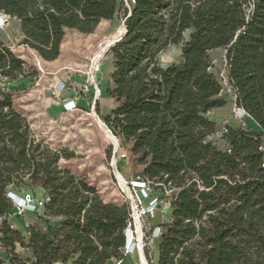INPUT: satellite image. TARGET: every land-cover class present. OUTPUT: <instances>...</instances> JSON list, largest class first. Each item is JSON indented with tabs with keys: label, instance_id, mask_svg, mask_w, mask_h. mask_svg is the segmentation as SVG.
<instances>
[{
	"label": "trees",
	"instance_id": "1",
	"mask_svg": "<svg viewBox=\"0 0 264 264\" xmlns=\"http://www.w3.org/2000/svg\"><path fill=\"white\" fill-rule=\"evenodd\" d=\"M127 2L122 40L131 55L115 82L127 91L129 112L103 121L131 146L140 164L152 160L145 180L186 189L201 202L196 241L181 250L161 243L150 264H264V0ZM85 3L0 0V14L18 21L22 46L55 62L68 31L90 34L99 25L98 19L83 17ZM186 32L184 61L162 67L159 56ZM219 49L225 52L232 104L257 122L261 134L228 126L219 142L210 140L217 124L209 112L228 105L213 66L212 53ZM25 69V61L0 42V84L20 79ZM61 158L35 141L14 107L13 93L0 86V243L10 250V263L123 262L129 207L106 204L113 199L104 194L101 199L85 180L58 168ZM26 176L37 185L36 198H49L39 220L45 225L49 216L64 220L53 236L49 226H31L25 248L32 256L23 258L15 251L22 234L7 221L14 210L8 189L19 194L15 180Z\"/></svg>",
	"mask_w": 264,
	"mask_h": 264
},
{
	"label": "rangeland",
	"instance_id": "2",
	"mask_svg": "<svg viewBox=\"0 0 264 264\" xmlns=\"http://www.w3.org/2000/svg\"><path fill=\"white\" fill-rule=\"evenodd\" d=\"M127 5V0H86L82 8L83 17L98 19L99 25L90 34H82L77 30L67 32L57 62L61 66L55 71L50 70L35 51L21 45L19 23L9 17L0 26V42L9 46L17 57L25 61L26 69L20 79L1 83L0 86L13 93L14 107L30 125L35 141L51 152L62 154L58 164L60 170L85 180L88 186L98 191L101 199L103 194L107 199H113V203L106 204H115L122 208L130 206L135 211L131 230L137 245L136 253L126 258L125 262L141 264L144 256L146 263L150 264L157 260L161 243L181 250L196 241L202 223L199 217L201 202L186 189L170 190L152 183L159 207L150 214H144L143 205L146 204L143 199V205L137 202L134 194L133 200H129L130 195L121 186L132 181H142L152 166L151 159L140 164L139 157L132 155L131 146L124 143L113 126L103 121L104 117L110 116L114 120L129 112L126 107L127 91L119 90L115 82L116 74L123 69L131 55V48L122 40L125 31L123 7ZM188 39L189 32H186L179 44L171 45L159 56L162 67L184 61L182 50ZM114 41L115 44L112 43ZM97 54L101 58L98 69L95 70L92 66L93 58ZM38 59L43 63L45 72L41 70ZM213 59L216 61L214 72L222 79L221 74L226 75V62L222 51L216 53ZM59 78L65 86L61 95L55 92ZM75 81L87 86V89L74 92L70 89V84L73 85ZM222 86L224 91L221 96L227 99L228 105L218 111H210L209 119L218 125L217 130L226 122L228 126H243L248 130L245 122L233 119V91L224 79ZM75 98L79 100V109L67 113L62 108L64 102ZM111 135L117 139V145ZM119 149H123L127 155L124 159L120 157ZM15 183L18 185L15 190L20 196L30 193L40 196L37 185L28 180L27 176L21 181L16 179ZM43 213L42 210L35 214L23 213L14 207L7 218L12 227L22 234L23 241L15 248L19 256H32L25 248L31 226L36 225L41 229L49 226V236H53V232L63 223L64 217L49 216V224L45 225L39 220ZM0 260L4 264H11V252L1 243Z\"/></svg>",
	"mask_w": 264,
	"mask_h": 264
},
{
	"label": "built area",
	"instance_id": "3",
	"mask_svg": "<svg viewBox=\"0 0 264 264\" xmlns=\"http://www.w3.org/2000/svg\"><path fill=\"white\" fill-rule=\"evenodd\" d=\"M9 17L5 14H0V26L1 24L3 25L4 23H6L8 21ZM225 62H226V58H225ZM216 61H213V66H215ZM221 78L224 79L227 83L228 80L226 79V75L225 73L221 74ZM221 79V82H222ZM93 83L95 82L94 79L91 80ZM229 85V84H228ZM87 89V86L80 84L78 82H73L70 84V89L73 90L74 92H78V91H84ZM229 88H231L229 86ZM232 89V88H231ZM65 90V86L63 84L62 81H59V83L57 84L56 88H55V92L57 93V95H61L62 93H64L63 91ZM233 91V90H232ZM63 108L67 113H72L75 112L76 110L79 109L76 101H70V102H64L63 104ZM247 116L246 112L241 109L240 107L234 105V111H233V119L239 122H245V117ZM228 122L225 123V125L222 126L220 131H217L216 133H214L213 135H211L210 140L212 142H219L221 140V138L223 137V135H225L226 133H228ZM119 151H121V158L124 159L127 155H125L124 150L123 149H119ZM264 167V166H263ZM123 188V191L126 189V192L130 195V197L128 196V199L133 200V194L135 195V198L137 199V202L140 205H143L144 203L146 205H143V211L144 214H150L152 212H154L158 207H159V202L158 199L155 197L154 195V189L152 186V183L143 179L142 181H132L130 183H126L121 185ZM8 198L12 203V206L17 208L18 211H22L23 213H38L39 211L43 210L45 207V204L47 202H49V198H36L33 196V194H27L25 196H20L19 194L15 193L14 191L11 190V188L8 189ZM125 192V193H126ZM141 199H143V202H141ZM148 204H147V203ZM129 207V223H128V227L125 231V235H126V246L124 248V256L125 258L128 257H132L134 256V254L136 253V242L134 241V235L132 234V230L131 227L133 225V214H135V211L132 210ZM2 217H0V221H2ZM13 228V227H12ZM14 229V228H13ZM115 264H122V261H114Z\"/></svg>",
	"mask_w": 264,
	"mask_h": 264
},
{
	"label": "crops",
	"instance_id": "4",
	"mask_svg": "<svg viewBox=\"0 0 264 264\" xmlns=\"http://www.w3.org/2000/svg\"><path fill=\"white\" fill-rule=\"evenodd\" d=\"M3 43V42H2ZM5 44V43H4ZM6 45V44H5ZM62 50H63V43H62V47H61V52H62ZM220 51H222V55L224 56L225 55V52L223 51V50H221V49H219V51H215L214 53H212V56H213V58H214V55L216 54V53H219ZM61 56V55H60ZM224 58H225V56H224ZM43 61H45V60H43ZM57 62L58 61H55V62H47V61H45V63L48 65L47 67L50 69V70H53V71H55V70H58V68H59V64H57ZM61 79H62V77H61ZM61 79L59 78V81H61ZM232 92V91H231ZM231 95H232V97H234V94H233V92L231 93ZM226 101H227V99H225ZM70 101H76V103H77V105L78 106H80V104H79V100H78V98H75V99H70V100H67V101H65V103L66 102H70ZM234 101V100H233ZM63 108V107H62ZM213 111H218V110H213ZM211 113V112H210ZM215 113V112H214ZM214 113L212 114V115H214ZM245 123H246V126H247V128H248V130L249 131H251V132H255V133H257V134H261L262 133V130H261V128H260V126L257 124V122L254 120V119H251L248 115L246 116V118H245ZM218 126V125H217ZM221 130V129H220ZM220 130H217V131H220ZM127 259H125L123 262H122V264H126V263H128V262H131V261H128V262H125Z\"/></svg>",
	"mask_w": 264,
	"mask_h": 264
},
{
	"label": "bare ground",
	"instance_id": "5",
	"mask_svg": "<svg viewBox=\"0 0 264 264\" xmlns=\"http://www.w3.org/2000/svg\"><path fill=\"white\" fill-rule=\"evenodd\" d=\"M119 41V40H118ZM113 44H115L116 43V41H114V42H112ZM100 58H101V55L100 54H97L93 59V68L95 69V70H97L98 69V63H99V61H100ZM94 71V70H93ZM246 118V117H245ZM100 122V121H99ZM101 123V122H100ZM102 125H103V123H101ZM111 138L113 139V142L117 145V139H115V137L114 136H112L111 135ZM118 149V148H117ZM120 176V175H119ZM120 180H122V178L120 177ZM141 264H147L146 263V259H145V257L144 256H142V259H141Z\"/></svg>",
	"mask_w": 264,
	"mask_h": 264
},
{
	"label": "water",
	"instance_id": "6",
	"mask_svg": "<svg viewBox=\"0 0 264 264\" xmlns=\"http://www.w3.org/2000/svg\"><path fill=\"white\" fill-rule=\"evenodd\" d=\"M126 33H127V28H126V26H125V33H124L123 37L126 35ZM123 37H122V38H123Z\"/></svg>",
	"mask_w": 264,
	"mask_h": 264
}]
</instances>
